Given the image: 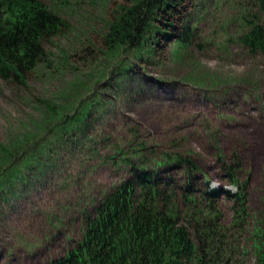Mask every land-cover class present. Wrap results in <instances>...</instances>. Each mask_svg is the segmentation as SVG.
Listing matches in <instances>:
<instances>
[{
  "label": "rangeland",
  "instance_id": "rangeland-1",
  "mask_svg": "<svg viewBox=\"0 0 264 264\" xmlns=\"http://www.w3.org/2000/svg\"><path fill=\"white\" fill-rule=\"evenodd\" d=\"M42 2L68 26L44 42L48 60L26 74L25 85L0 84V147L38 141L32 160L25 159L31 153L7 159L0 148L6 173L18 167L15 176H0V264H49L75 245L86 212L129 175L111 157L134 138L145 142L149 166L162 153H182L218 189L234 190L219 153L239 157L250 187L239 264H254L253 232L264 211V55L250 52L241 35L248 18H264V0H185L174 23L179 31L189 25V46L163 40L154 55L105 51L111 22L134 0ZM46 101L66 113L80 102L95 107L72 136L58 137ZM222 197L230 227L232 201Z\"/></svg>",
  "mask_w": 264,
  "mask_h": 264
},
{
  "label": "trees",
  "instance_id": "trees-1",
  "mask_svg": "<svg viewBox=\"0 0 264 264\" xmlns=\"http://www.w3.org/2000/svg\"><path fill=\"white\" fill-rule=\"evenodd\" d=\"M134 1L111 22L107 53L121 54L130 47L138 54L148 49L147 53L154 55L163 40L176 41L179 49L189 46V25L179 31L174 23L185 0ZM255 16L248 18L241 42L250 52L264 55V18ZM67 23L56 8L42 0H0V84L25 85L26 74L48 60L44 42L62 33ZM179 49L176 51L181 54ZM88 102H80L73 113L44 102L56 120L53 122L58 123V137L72 136L79 122L85 124L95 107ZM35 140L29 137L14 149L0 148L9 154L7 159L11 156L15 161L19 153H31L25 155L30 160L36 155ZM144 145V141L131 139L126 152L121 149L117 157H111L126 167L129 175L86 212L82 238L49 264H239L246 249L240 247L238 238L247 230L250 216L249 179L243 178L239 157L223 156L222 152L218 156L221 175L236 190H210V181L200 176L201 168L190 156L162 153L154 159L158 163L149 166L151 156ZM38 147L41 152L43 147ZM3 164L0 162V176L7 174L8 166ZM9 169L11 174L6 177L11 178L18 167ZM177 169L183 174L173 172ZM2 180L0 177V187ZM223 195L232 201L230 227L223 224ZM253 235L254 264H264V211Z\"/></svg>",
  "mask_w": 264,
  "mask_h": 264
},
{
  "label": "clouds",
  "instance_id": "clouds-1",
  "mask_svg": "<svg viewBox=\"0 0 264 264\" xmlns=\"http://www.w3.org/2000/svg\"><path fill=\"white\" fill-rule=\"evenodd\" d=\"M220 187V184L217 181H213L210 185H209V189L210 190H215L216 188Z\"/></svg>",
  "mask_w": 264,
  "mask_h": 264
}]
</instances>
